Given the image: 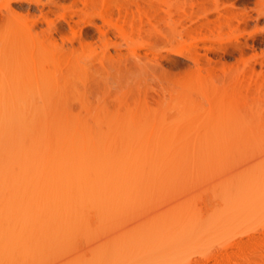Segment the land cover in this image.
I'll list each match as a JSON object with an SVG mask.
<instances>
[{
  "label": "rangeland",
  "instance_id": "obj_1",
  "mask_svg": "<svg viewBox=\"0 0 264 264\" xmlns=\"http://www.w3.org/2000/svg\"><path fill=\"white\" fill-rule=\"evenodd\" d=\"M152 1L167 11L137 35L112 31L81 0H0L1 99L44 105L62 81L58 63L69 60L76 63L74 80L80 81L78 75L83 80L69 103L74 111H89L86 138L210 144L149 145L136 154L143 160L125 164L127 170L136 167L133 175L126 170L119 182L110 176V187H104L112 191L100 186L96 191L97 181L92 190L86 183L93 179H83L79 184L92 191L65 193L72 199L68 203L59 194L69 205L56 208L51 194L58 204L44 212L34 209L27 220L24 210L12 213L14 218L2 215L1 228L11 222L0 233L21 237L16 245L4 240L1 264H264V15L253 11L256 0ZM7 4L18 14L5 15ZM218 11L237 16L227 22L221 14L226 24L206 29L208 40H198L196 26L205 16L221 17ZM85 20L109 30L101 34ZM45 70L53 73L49 86L35 80Z\"/></svg>",
  "mask_w": 264,
  "mask_h": 264
},
{
  "label": "bare ground",
  "instance_id": "obj_2",
  "mask_svg": "<svg viewBox=\"0 0 264 264\" xmlns=\"http://www.w3.org/2000/svg\"><path fill=\"white\" fill-rule=\"evenodd\" d=\"M25 1L27 3L32 2V0H25ZM48 1H50V0H48ZM263 1L264 0H256L255 7L253 8L254 9L253 11H255L257 13V15L258 14L264 15ZM38 2H39V0H36V3H38ZM81 2L85 6V8H87L89 6H91L92 9L94 8L92 16L101 19L102 22H105L106 24H108L109 29H111L112 31H116V33L117 32L118 33H125V32H127V29H128L129 32H127V34L132 33V32H136L137 35L138 34L141 35V33L144 32L143 25L145 23H152V21L156 20L159 17L160 11H162V10L167 11L166 6H165V8H163L161 5H155L152 0L144 2L143 5H139L135 0H124L122 2H119L117 0H100L99 2H96L95 0H81ZM194 5H196V3ZM1 8H2V6L0 5V9ZM4 9H5V15H7V14L8 15L18 14L15 10H13V8H11V6L9 4L5 5ZM113 10L117 11L116 17L113 14ZM26 11H28V10H26ZM39 12H41V11H39ZM41 13L43 15V12H41ZM217 13L220 14V15L218 14L219 16H221V14H222L224 20H226V18H227V22L231 21V17L233 20L234 18H236L235 16H237V15L232 14V16L230 17L231 14H229L226 11L221 12V13L218 11ZM112 15H113V17H112ZM244 16L245 15H243V17ZM87 17H88V15H87ZM89 17H91V16L89 15ZM205 17H206V21L205 22H199V25H197L199 28L196 26L197 29L196 28H195V30L192 29L196 33H194V31L191 30L194 34H196V36L191 35L192 38H194V36H195L198 40H203V41H205L206 39L208 40L204 31L206 29L211 30V29H215L218 27L221 28V24L226 22V21H222L223 19L221 20L222 16L218 17V18L215 17L212 19H210L208 16H205ZM238 20H241V19L239 18ZM191 22H192V20H191ZM84 23H89V24L95 26L98 29L99 33H101V34L107 33L109 30L108 29L106 31V30L101 29L99 26H97L93 22V20H85L83 22V24ZM224 24H226V23H224ZM224 26L225 25H223V27ZM227 26H229V23H227ZM187 29H188V27L187 28L184 27L182 29V31L188 33L187 31H190V30H187ZM184 32H182V33L184 34ZM130 35H128V36H130ZM196 38H194V39L196 40ZM148 45L149 44H144V46H147V47H148ZM116 46H118V45H116ZM116 48H118V47H116ZM172 52L175 54L179 53L181 55H182V53H183V55H185V53H186V51L184 52L181 50H176V51H172ZM133 54H134V56H137L136 53H133ZM116 55H118V53ZM192 56H195V53H194V55H191V57ZM62 58H63V56H62ZM62 58H61V60H62ZM64 58H65V56H64ZM194 60L196 61V58ZM208 60H210V59H208ZM67 61H69V60H67ZM67 61H64L65 63H63V64L58 63L59 66H61V65L64 66V68L62 66L60 67V71H62L61 69H64L63 72H60V74L61 73L63 74V78L60 79L62 81L59 82L60 86H59V89L57 88L56 95L54 97L51 96L49 100H46V103H44V105L39 103V101H35V102H33V104H27V102H25V101H16V99H13V98L12 99H7V98L1 99L0 98V222L1 223L4 222V221L2 222L1 220L3 219V216H6L5 214H7V216H10V214L12 215V213L15 214V212L19 213L17 211L22 212L24 210V212H22V213H24L23 219L27 220L28 217H32V216H30V214H31V211H34V209H36V210L40 209L39 211L43 210V212H44L49 207V204H50V206H53L52 204L55 205L56 202L59 203V204L56 203V204H58V206L55 205L56 208L64 206V204L68 203L67 202L68 199H67L66 195L71 197L75 192H78L80 195V194H82L80 192L84 193L86 191L85 193H87V192L92 191L94 189H96V191L97 190L99 191L100 187H102V189L107 187V186L104 187V185L108 184V183H106V181H108L110 179V176H111V180H112L113 177H115L117 175L119 178L118 177H116V178L118 179V182H119L120 175L122 173H124V174L126 173L127 165H125V164H128L131 161L134 162V164H135V160L136 161H140L139 159L143 160V158L140 156L142 153L144 154L145 149L151 147V146L148 147L149 145H158L159 147H160V145H162V146H164V145H167V146L168 145H191V147H192V145H207L208 144L206 142H194L191 144L190 142H187V141H177V140L173 141V139L171 140V139H163V138H160V139L158 138V139L153 140L151 142L146 141V140H140L138 142H133V141L132 142H127V141L122 142L123 140L121 141L120 139L119 140L121 142L120 141L119 142L118 141L100 142V141H95V139L93 140L92 137L86 138L85 135L83 136L82 132H84V126H85L84 125L85 124L84 118L87 116L89 111L87 112V110H85V113H83V114L80 110L74 111L73 109L70 108V103H69L70 98L72 99V97L78 95L79 88H80V85L83 83V80L80 78L79 75L77 78L80 79V81H78L77 79L74 80V77L77 76V74H78V73H76L77 71L74 72L76 70V66H75L76 63L69 64L70 62H67ZM76 61H78V60H76ZM46 70H45V72L41 71L42 73H40V72L36 73L35 74V80L37 82H39V80L41 78V80L47 86H49V83L51 82V80L53 78V76H52L53 73L52 74H49V73L46 74ZM57 74H55L56 77H57ZM71 76H73V79ZM58 77L60 78L61 76L58 75ZM38 78H39V80H38ZM254 83H255L256 87L259 86L260 82H258V78H257V81H254ZM26 105H30V107H31V110L29 112L23 111V109L26 107ZM241 142L243 144V141H241ZM233 144H235V143H233ZM238 144H241L240 141ZM238 144H236V145H238ZM137 145L139 147L136 148ZM144 145H145V147H144ZM208 145H210V144H208ZM220 145H222V144H220ZM223 145H225V144H223ZM228 145H230V144L228 143ZM152 147H154V146H152ZM171 147H173V146H171ZM134 148L137 149V152H134ZM143 148H145V149L143 150ZM161 148H163V147H161ZM185 148H187V147H185ZM170 149H172V148H170ZM142 150H143V152H142ZM169 152H172V151H169ZM148 153H149V151L147 153H145L147 155V156L145 155L146 158L143 155V157L145 159L149 158ZM134 154L135 155L137 154L140 156H137V155L134 156ZM158 155H160V154H158ZM136 163H138V162H136ZM134 164H131V165L135 166ZM123 167H125V169H123ZM134 168H136V167H134ZM134 168H133V170H134ZM137 169L135 170L136 174H137V172H136ZM129 170L133 171L131 169H129ZM129 170H127V171L129 172ZM133 173H134V171L132 172V175H133ZM139 173H141V172H139ZM124 174H122V175H124ZM136 174H134V175H136ZM139 176H140V174H139ZM122 177H124V176H122ZM132 178H134V177L132 176ZM135 178H136V176H135ZM83 179H85L84 180L85 183L89 182L93 179L92 181L94 183L92 181H91L92 183L91 182H89V184L86 183L87 187H89V185H90L92 190L90 188H86V185L84 183L80 182L81 184H79V181H81ZM121 180L122 179H120V181ZM133 180L135 181V179H133ZM137 180H139V179H137ZM96 181L100 184L97 185L98 186L97 188L94 187V189H93V186H96L94 184H97ZM104 181L106 184H102V182H104ZM83 184L85 185V186H83V188L85 187L84 189H82ZM91 184H93V185H91ZM119 184L120 183H118L117 186ZM108 186L110 187L109 184H108ZM108 188H105L106 192L108 191L107 190ZM120 188H122V187H120ZM102 189H100V191ZM124 189L125 188H123V191L125 192ZM111 191H109V192H111ZM106 192L103 191V193H105V195H107ZM65 193H66V195H65ZM69 193H71V194H69ZM100 193H102V191ZM51 194H52V196H55L54 198H55L56 202H54L55 200H53L54 198L52 197L53 198L52 200L54 203L52 202V200H50ZM53 194H56V195H53ZM57 194H58V196H57ZM59 194L60 195L63 194L64 196H66V201L63 200L65 198H63L62 195H61L62 196L61 198H63L62 200L67 202V203L61 202L62 200H58V198L60 196ZM46 195H47V197H46ZM74 195H76V193ZM89 195L91 197L90 193H89ZM56 196H57V198H56ZM61 198H59V199H61ZM80 199H82V198H80ZM80 199H79V202H80ZM69 200H70V198H69ZM91 201L92 200H90V202ZM62 203H64V204L62 205ZM76 204H78V203H76ZM67 205H69V204H67ZM80 205L81 204L78 205V209H79V207L81 208L82 205L81 206ZM72 206H73V204H72ZM84 207H86V206H84ZM63 208L64 207H62V209ZM65 208H67L66 205H65ZM74 208L75 207L73 206V209ZM90 208H92V207H90ZM49 209H50V207H49ZM78 209H76V210H78ZM87 209H89V208L87 207ZM232 209L234 210V208H232ZM235 209H236V207H235ZM237 210L239 211V209H237ZM55 211H57V210H55ZM65 211H63V212H65ZM228 211H229V209H228ZM25 213H27V214L29 213V215H26ZM224 213H226V212H224ZM236 213L238 214V212H236ZM241 213H244V212H241ZM241 213H240V215H242ZM14 214L12 215L13 216L12 218H14ZM78 214H81V213H78ZM233 215H234V213H233ZM233 215H232V218H233ZM236 215H234V216H236ZM57 216H58V214H57ZM230 216L227 215V217H230ZM58 218H59V216H58ZM222 218L226 219V217H222ZM4 219H5V217H4ZM18 219L19 218L15 219V220L17 221ZM19 220H21V219H19ZM225 221H227V220H225ZM6 222H7V220H6ZM10 222L11 221L7 222L9 224H7V223H4V224L10 225ZM4 224H3V227L5 228L7 225H4ZM71 224H72V222H71ZM59 226H60V224H59ZM13 227H15V225L9 226V228L11 230L14 229ZM50 227H52V226H50ZM4 228L0 227V229H4ZM9 228H6V229L9 230ZM50 229L52 230V228H50ZM7 233H9V232L3 231L2 234L0 233V235H1L0 238L2 237V239H3V241L0 242L1 248L3 245L2 243H5L4 240L6 241V244H7V242H8V244H10V242L11 243H13V242L11 240L8 241L9 239H13V241H14L15 239L21 237V236H19L20 234L18 235L16 233H14L19 237L11 238V236L14 237L12 235L13 232L11 233V235L10 234L8 235ZM22 239H24V238H22ZM41 239L42 238H40V240ZM40 240L38 238V241H40ZM50 240H51V237H50ZM16 241H14L15 242L14 245H16ZM22 241H24V240H22ZM47 242H49V241H47ZM50 242H52V241H50ZM30 243H32V242H30ZM40 244H41V242H40ZM35 245H36V243H35ZM11 246H13V245L11 244ZM3 248L5 249V246H3ZM3 248H2V250H3ZM7 248H10V247L7 246ZM24 248L26 249V247H24ZM8 250H10V249H8ZM9 252H11V251H9ZM5 253H4V255H5ZM135 253H137V252L135 251ZM12 254H13V252H12ZM138 254H141V252ZM145 254H143V255H145ZM6 255H8V253ZM29 255H31V254H29ZM143 255H139L140 258H142ZM26 256H27V253H26ZM6 257L7 256H4L5 260L7 259ZM12 257H14V256H12ZM0 258H1V256H0ZM135 258H133V259L137 260V258L136 259ZM122 259L120 260V262L125 261V259H123V260ZM10 260L11 259H9V263H10ZM24 260H26V259H24ZM3 262H5V261H3ZM129 262H131V260ZM118 263H119V261H118ZM0 264H1V262H0ZM6 264H8V263H6ZM120 264H122V263H120Z\"/></svg>",
  "mask_w": 264,
  "mask_h": 264
}]
</instances>
